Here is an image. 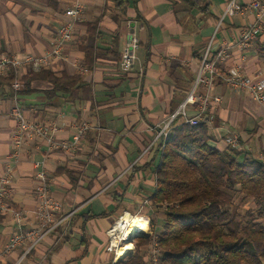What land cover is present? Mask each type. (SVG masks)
<instances>
[{"label": "crops", "instance_id": "0c3cea01", "mask_svg": "<svg viewBox=\"0 0 264 264\" xmlns=\"http://www.w3.org/2000/svg\"><path fill=\"white\" fill-rule=\"evenodd\" d=\"M76 1L0 0V48L21 59L51 51L66 12ZM229 1L138 0L120 10L118 0H81L84 15L75 25L73 40L63 57L53 58L44 69L80 76L82 82L69 93L55 95L48 94L53 90L48 81L23 83L19 103L25 117L47 126L56 140L70 142L83 123L89 130L73 153H48L44 141L28 140L9 186L1 180L16 123L10 115L12 89L0 85V264H16L23 257L21 264H116L123 259L107 251V231L124 214L154 215L150 200L161 160L159 126L184 123L177 113L194 85L209 41L214 37L212 57L228 47L229 57L220 68L240 66L245 75L264 78V34L247 50L239 49L240 30L255 18L224 16ZM253 1L257 0H238L243 5ZM90 24L97 25V32L88 71L85 47ZM129 33L138 37L140 47L133 68L123 72L120 61ZM28 71L36 72L23 70L21 78ZM211 94L221 96V103L207 111L210 145L223 151L226 139L238 136L239 151L264 161V106L220 81ZM187 114L197 116L196 106L189 105ZM39 162L62 208L57 227L25 255L33 242L28 234L36 226ZM6 189L12 190L9 196L4 195ZM16 234L27 240L7 252ZM128 246L133 247L132 242Z\"/></svg>", "mask_w": 264, "mask_h": 264}, {"label": "trees", "instance_id": "16d2710c", "mask_svg": "<svg viewBox=\"0 0 264 264\" xmlns=\"http://www.w3.org/2000/svg\"><path fill=\"white\" fill-rule=\"evenodd\" d=\"M138 0H118L126 10ZM97 25H88L85 47L87 70L94 56ZM15 72L0 77V85L11 87ZM45 80L53 85L49 95L69 93L82 82L80 76L56 74L46 69L28 71L26 85ZM207 124L192 127L182 123L171 128L158 151L155 169L157 188L151 197L154 215L151 231L158 240L161 264H264V161L232 147L218 150L210 145ZM250 203L240 221L234 204ZM150 240L135 238V251L116 264H149L145 250Z\"/></svg>", "mask_w": 264, "mask_h": 264}, {"label": "built area", "instance_id": "2783aa9c", "mask_svg": "<svg viewBox=\"0 0 264 264\" xmlns=\"http://www.w3.org/2000/svg\"><path fill=\"white\" fill-rule=\"evenodd\" d=\"M250 14L254 15V22L240 30L238 40L236 41L237 46L241 50H247L250 48L259 35L264 34V2L257 0L243 5L240 4L238 0H230L225 9L224 16H247ZM83 15L84 6L81 0H77L66 12L67 20L58 29L52 50L42 56L36 57L29 54L21 59L17 55L5 54L0 48V77H7L13 71L16 74L11 85L14 106L10 112L11 117L16 123V127L12 136V150L7 160V171L1 180L5 186L10 185L13 170L20 163L23 147L28 140L44 141L47 145L48 153L57 150L73 153L77 150L81 140L89 130V125L83 123L78 128L77 134L70 142L56 140L49 134L47 126L28 120L19 103V95L24 90V84L21 81V72L27 69H32L38 72L47 67L53 58L61 59L63 57L65 46L73 40L76 23L83 18ZM220 26L221 22L217 26V30ZM213 44L214 37L209 41L205 48L204 54L200 60V68L194 85L177 113V116L180 115V117L183 118L185 124L192 127L198 126L202 123L208 125L209 119L207 111L221 103V96L211 94L212 88L218 81L222 82L226 87L235 92L246 93L256 104L264 106L263 76L261 74L256 78L247 76L243 73L240 66H232L224 69L223 67L220 68L219 65L226 62L229 57L228 47L224 46L214 57H212ZM139 47L140 41L138 37L133 33H129L127 44L121 55L120 61L123 72H129L133 68L136 60V52ZM82 71L85 70L83 69ZM189 105L196 106L198 112L197 116H188L187 107ZM159 128L158 139L164 148L166 141L169 138L172 124L169 122L162 127L159 126ZM226 143L229 147L240 150L238 136L228 137ZM35 165L38 170L35 177L37 181L35 194L37 199L36 226L34 230L28 234L33 242L25 252V255L34 250V248H36L47 237V235L57 227L59 222L57 215L62 208L61 203L55 199L51 193L50 179L47 175L44 164L39 162ZM11 191V189H6L4 195L9 196ZM15 215L18 219L21 218L20 213H15ZM127 215L128 214H124L120 217L107 231V251L114 253L116 258L120 257V249L125 247L127 243L131 241L133 242V240L135 241V238L133 237L135 232L129 234V226L133 220H146L148 223V229L151 231L150 219L129 215L130 218L126 220ZM147 231L142 232L143 236L150 240V244L145 250V258L149 264H161V250L158 247V240L152 231L149 236H146ZM26 237L27 236L20 234L14 235L11 238L6 251L10 252L21 246L25 240H27ZM1 257L2 255L0 254V258ZM23 259L24 257L16 264H21Z\"/></svg>", "mask_w": 264, "mask_h": 264}, {"label": "bare ground", "instance_id": "6f19581e", "mask_svg": "<svg viewBox=\"0 0 264 264\" xmlns=\"http://www.w3.org/2000/svg\"><path fill=\"white\" fill-rule=\"evenodd\" d=\"M130 217L129 215L126 216V220H128ZM148 230V223L144 219H138V220H133L129 226V234L134 233V232H145ZM133 247L128 246V247H123L122 249L119 250V256L123 257L130 253L132 251Z\"/></svg>", "mask_w": 264, "mask_h": 264}, {"label": "rangeland", "instance_id": "374dc122", "mask_svg": "<svg viewBox=\"0 0 264 264\" xmlns=\"http://www.w3.org/2000/svg\"><path fill=\"white\" fill-rule=\"evenodd\" d=\"M249 208H250V203L249 202H247L245 204H241L240 199L239 198H236L235 199V204H234V210H235L236 220L240 221L242 219L241 217H243L244 214H245L244 213L245 212L244 209H249ZM145 215H147L149 217L153 216V215H151V212H147V213H145ZM149 217H148V219H149ZM139 218H141V217H139ZM150 234H151V231H150V229H148L146 236H149ZM132 244H133L132 251L133 250L135 251V241L134 240H133Z\"/></svg>", "mask_w": 264, "mask_h": 264}, {"label": "water", "instance_id": "95a60500", "mask_svg": "<svg viewBox=\"0 0 264 264\" xmlns=\"http://www.w3.org/2000/svg\"><path fill=\"white\" fill-rule=\"evenodd\" d=\"M133 237H134V238H139V237H144V236H143L142 233L135 232ZM130 241H131V240H130ZM131 242H132V241H131ZM128 254H129V253H128ZM128 254H126L125 256H127ZM125 256H124V257H125Z\"/></svg>", "mask_w": 264, "mask_h": 264}]
</instances>
